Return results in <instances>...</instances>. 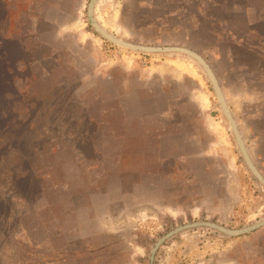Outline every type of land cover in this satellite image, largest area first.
Listing matches in <instances>:
<instances>
[{
    "label": "rangeland",
    "instance_id": "obj_1",
    "mask_svg": "<svg viewBox=\"0 0 264 264\" xmlns=\"http://www.w3.org/2000/svg\"><path fill=\"white\" fill-rule=\"evenodd\" d=\"M89 0H0V264H148L198 218L264 217L201 66L121 47ZM128 40L185 44L219 76L264 174V0H97ZM156 264H264V226L198 227Z\"/></svg>",
    "mask_w": 264,
    "mask_h": 264
},
{
    "label": "water",
    "instance_id": "obj_2",
    "mask_svg": "<svg viewBox=\"0 0 264 264\" xmlns=\"http://www.w3.org/2000/svg\"><path fill=\"white\" fill-rule=\"evenodd\" d=\"M97 0H90L88 4V14L90 17V21L94 27V29L99 32L103 37L111 40L115 44L132 49V50H139V51H144V52H149V53H154V52H178L182 53L185 55H188L189 57L193 58L197 63L200 64L202 67L203 71L205 72L206 76L208 77L212 88L215 92V95L218 99V103L221 107V110L226 117L228 121L229 128L231 129L233 136L235 138L236 144L238 149L240 150L243 159L248 166L249 170L254 174V176L261 181L264 184V176L258 169L257 165L254 163L253 159L251 158V155L249 153V150L246 146V143L243 139L242 133L237 125V122L235 120V117L232 114L231 108L227 102V99L225 97V94L223 92V89L220 85L218 76L213 68V66L210 64V62L206 59V57L196 50L195 48H192L187 45L183 44H168V45H154V44H146V43H140L132 40L125 39L123 37L117 36L116 34L110 32L107 30L94 16V7L96 4ZM0 91L2 92L1 88ZM264 224V219H261L257 222H254L252 224L243 226V227H238V228H231L228 226H225L221 223H218L213 220L209 219H199V220H193L189 222H185L183 224H180L171 230H169L167 233L162 235L152 246L151 254L149 256V264H153L154 260V255L157 247L161 242H163L167 237L176 234L179 231L188 229V228H193V227H202V226H207L210 228H214L216 230H219L223 234L226 235H238L242 233L249 232L251 230H254L255 228L261 226Z\"/></svg>",
    "mask_w": 264,
    "mask_h": 264
},
{
    "label": "flooded vegetation",
    "instance_id": "obj_3",
    "mask_svg": "<svg viewBox=\"0 0 264 264\" xmlns=\"http://www.w3.org/2000/svg\"><path fill=\"white\" fill-rule=\"evenodd\" d=\"M90 1V0H89ZM89 4V3H88ZM183 45H185V44H183ZM187 46H189V45H187ZM191 47V46H190ZM192 48H194V47H192ZM196 49V48H195ZM197 50V49H196ZM199 51V50H198ZM200 52V51H199ZM203 54V53H202ZM188 56V55H187ZM207 59V58H206ZM208 60V59H207ZM209 61V60H208ZM210 62V61H209ZM199 64V63H198ZM210 64H211V62H210ZM200 65V64H199ZM212 65V64H211ZM213 66V65H212ZM202 68V67H201ZM213 68H214V66H213ZM214 70H215V68H214ZM215 72H216V74H217V71L215 70ZM217 76H218V74H217ZM218 79H219V76H218ZM219 82H220V79H219ZM220 85H221V82H220ZM221 87H222V85H221ZM222 89H223V87H222ZM223 92H224V94H225V91H224V89H223ZM225 97H226V99H227V102H228V98H227V95L225 94ZM218 100V99H217ZM228 104H229V102H228ZM229 106H230V104H229ZM230 108H231V106H230ZM231 111H232V114H233V116L235 117V115H234V113H233V110H232V108H231ZM226 118V117H225ZM235 120H236V122H237V119H236V117H235ZM237 125H238V127H239V129H240V131H241V133H242V136H243V139H244V141H245V137H244V135H243V132H242V130H241V128H240V126H239V123L237 122ZM233 134V133H232ZM245 143H246V146H247V148H248V150H249V153H250V155H251V158L253 159V156H252V154H251V151H250V149H249V147H248V145H247V142L245 141ZM241 153V152H240ZM242 155V154H241ZM253 161H254V163L256 164V162H255V160L253 159ZM257 165V164H256ZM257 167H258V169L260 170V172L262 173V175L264 176V174H263V172L261 171V169L259 168V166L257 165ZM253 174V173H252ZM254 175V174H253ZM256 178V177H255ZM257 179V178H256ZM258 180V179H257ZM258 182H260L263 186H264V184L261 182V181H259L258 180ZM199 219H208V218H198V219H191V220H189V221H193V220H199ZM261 219H264V217H262V218H259V219H257V220H255L254 222H257V221H259V220H261ZM209 220H213V221H216V222H218V223H221V224H223V225H225V226H228V225H226V224H224V223H222V222H220V221H218V220H214V219H209ZM189 221H184V222H182V223H180V224H183V223H185V222H189ZM254 222H251V223H249V224H252V223H254ZM180 224H177V225H175V226H173V227H171L170 229H168L165 233H167L169 230H171L172 228H174V227H176V226H178V225H180ZM249 224H247V225H249ZM244 226H246V225H244ZM262 226H264V224L263 225H261V226H259V227H257V228H255L254 230H256V229H258V228H260V227H262ZM202 227H206V228H209V229H212V230H215V231H218V232H220L219 230H216V229H214V228H210V227H207V226H202ZM228 227H231V228H238V227H232V226H228ZM240 227H243V226H240ZM195 228H198V227H193V228H188V229H185V230H189V229H195ZM185 230H182V231H179V232H177L176 234H174V235H171V236H169V237H167L163 242H161L160 244H159V246L157 247V249H156V251H155V255H154V260H153V264H156V254H157V251H158V248L162 245V244H164V242L167 240V239H169V238H171V237H173V236H175V235H177L178 233H180V232H183V231H185ZM254 230H251V231H249V232H252V231H254ZM249 232H246V233H242V234H247V233H249ZM164 233V234H165ZM221 234H223L222 232H220ZM163 234V235H164ZM242 234H238V235H232V236H239V235H242ZM224 235H226V234H224ZM162 236V235H161ZM160 236V237H161ZM228 236H231V235H228ZM159 237V238H160ZM159 238H157V240L159 239ZM156 240V241H157ZM155 241V242H156ZM155 242L153 243V245L155 244ZM152 245V246H153ZM152 246H151V250H152ZM150 254H151V251H150ZM150 254H149V256H150ZM148 264H149V260H148Z\"/></svg>",
    "mask_w": 264,
    "mask_h": 264
}]
</instances>
